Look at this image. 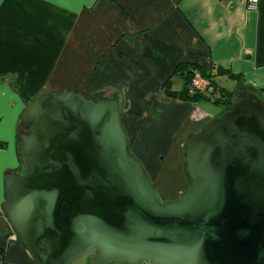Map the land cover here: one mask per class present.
<instances>
[{
	"label": "water",
	"instance_id": "obj_1",
	"mask_svg": "<svg viewBox=\"0 0 264 264\" xmlns=\"http://www.w3.org/2000/svg\"><path fill=\"white\" fill-rule=\"evenodd\" d=\"M4 219L36 264H264V100L247 91L185 146L191 184L164 200L117 100L43 90L21 116Z\"/></svg>",
	"mask_w": 264,
	"mask_h": 264
},
{
	"label": "crops",
	"instance_id": "obj_2",
	"mask_svg": "<svg viewBox=\"0 0 264 264\" xmlns=\"http://www.w3.org/2000/svg\"><path fill=\"white\" fill-rule=\"evenodd\" d=\"M247 5L248 0H0V212L6 176L21 166V116L43 90L119 101L129 150L142 162L145 145L175 142L184 118L205 106L203 100L169 97L165 83L182 91L197 66L220 88L227 90L221 79L233 82L227 91L234 101L263 89L264 0L256 12ZM213 118H202L195 128ZM0 248L8 264L18 257L36 264L10 228L0 231Z\"/></svg>",
	"mask_w": 264,
	"mask_h": 264
},
{
	"label": "rangeland",
	"instance_id": "obj_3",
	"mask_svg": "<svg viewBox=\"0 0 264 264\" xmlns=\"http://www.w3.org/2000/svg\"><path fill=\"white\" fill-rule=\"evenodd\" d=\"M226 80H220V86L226 88L227 90L233 89V82ZM177 87L178 84L176 83ZM242 97V95H241ZM239 100V99H238ZM205 106H201L195 112L191 111L189 117L186 116L183 120V125L181 130L177 133L175 142L171 144H165L162 148L160 144L156 146L145 145L143 148V153L141 156H146L142 162L138 159V154L132 155L143 167L145 173L160 193L164 200H176L181 194L186 192L191 184V180L187 175V168L185 163V146L188 140L200 132L206 124L200 125L201 127H196L197 122L202 118H210V116L221 117L226 111L225 107L217 106L212 102L203 101ZM201 115V119L196 118ZM183 114H181L182 116ZM32 126H26L21 128V134H26L31 130ZM193 128L194 131H193ZM199 129V131H198ZM178 131V130H177ZM176 131V132H177ZM21 144V141H20ZM0 228L7 230L10 228L9 223L0 217ZM18 262L16 264H22L23 259L21 257L16 258ZM76 264H93L90 258H85ZM112 264H122L120 262H114ZM124 264V263H123Z\"/></svg>",
	"mask_w": 264,
	"mask_h": 264
},
{
	"label": "trees",
	"instance_id": "obj_4",
	"mask_svg": "<svg viewBox=\"0 0 264 264\" xmlns=\"http://www.w3.org/2000/svg\"><path fill=\"white\" fill-rule=\"evenodd\" d=\"M196 71H198L203 76H205L209 79H211V78L213 79V76L211 73L201 71L197 66H194L187 76V82L184 84L183 90L180 92L173 91L172 86H171L172 84L171 83H165L164 90H165L166 94L171 98H175V99H179V100H183V101H190V102L196 103V102L203 100V101L213 102L216 105H223L227 108L226 110L231 109L237 100L234 101L232 92L218 87V85L216 84L214 79L212 81H213V84L215 86L216 91L218 93H220L219 97H217L216 95L214 97H205V96H202L200 94H191L190 93V83H191V80L193 79L194 73ZM228 74L230 76L234 77L231 73H228ZM235 78L238 80L239 77H235ZM254 92L257 93L264 100V88L259 90V91H254ZM94 98L96 100H105V99L101 98V96H99V95L95 96ZM240 98H241V96L239 97V99ZM25 127L26 126H24L22 124L21 128H25ZM187 175H188V173H187ZM188 177H189V175H188ZM189 179H190V177H189ZM2 216H3V214H2V212H0V217L2 218ZM1 230L2 229L0 228V231ZM18 240H19V238H18ZM0 264H8L6 261L5 250H3L1 248H0Z\"/></svg>",
	"mask_w": 264,
	"mask_h": 264
},
{
	"label": "built area",
	"instance_id": "obj_5",
	"mask_svg": "<svg viewBox=\"0 0 264 264\" xmlns=\"http://www.w3.org/2000/svg\"><path fill=\"white\" fill-rule=\"evenodd\" d=\"M259 2L260 0H248V10L253 12L258 11ZM212 80V78L209 79L196 71L190 83V93L200 94L205 97H214L217 91Z\"/></svg>",
	"mask_w": 264,
	"mask_h": 264
},
{
	"label": "flooded vegetation",
	"instance_id": "obj_6",
	"mask_svg": "<svg viewBox=\"0 0 264 264\" xmlns=\"http://www.w3.org/2000/svg\"><path fill=\"white\" fill-rule=\"evenodd\" d=\"M91 257H92V255H91V256H89V257H87V258H90V259H91ZM120 263H122V264H123V262H120Z\"/></svg>",
	"mask_w": 264,
	"mask_h": 264
}]
</instances>
